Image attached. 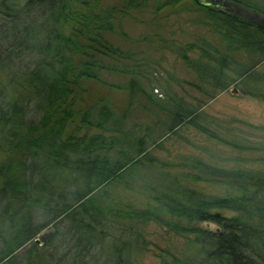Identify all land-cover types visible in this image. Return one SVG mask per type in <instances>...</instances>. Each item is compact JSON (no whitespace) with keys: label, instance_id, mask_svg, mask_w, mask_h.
Segmentation results:
<instances>
[{"label":"trees","instance_id":"trees-1","mask_svg":"<svg viewBox=\"0 0 264 264\" xmlns=\"http://www.w3.org/2000/svg\"><path fill=\"white\" fill-rule=\"evenodd\" d=\"M183 1L166 0L159 10ZM189 1L205 15L221 48L205 41L174 52L216 88L224 90L233 75L230 80H240L246 95L264 101V74L256 72L264 62V28L229 6ZM150 7V0H0V73L6 78L0 86V153L7 156L0 165V264H17L15 253L47 226L34 225L38 211L52 215L51 222H68L86 251L120 231L122 238L111 249L114 264H132L129 250L152 221L195 236L205 254L192 264H264V141L223 139L239 154L237 161L262 164L253 168L219 167L197 157L163 162L148 152L151 129L126 127L128 111L118 112L109 101L81 105L88 83L107 84L103 73L126 74L132 99L139 93L163 113L170 121L168 134L186 124L208 132L198 125L199 111L183 100L156 98L140 87L139 60L108 39L122 30V19ZM195 49L211 64L191 59ZM238 55L258 59L246 65ZM141 168L159 178V187L152 183L145 189L156 207L124 210L102 201L98 192L111 183L138 187ZM189 180L226 187L228 194H203L189 187ZM204 223L219 231L200 228ZM125 234L133 239L124 241ZM12 237L18 242L6 249ZM37 248L35 243L28 252Z\"/></svg>","mask_w":264,"mask_h":264},{"label":"rangeland","instance_id":"rangeland-1","mask_svg":"<svg viewBox=\"0 0 264 264\" xmlns=\"http://www.w3.org/2000/svg\"><path fill=\"white\" fill-rule=\"evenodd\" d=\"M165 1L150 0L151 7L148 10L122 19V30L110 34L108 39L115 46L132 52L134 58L139 60L140 67L137 71L141 74L136 76V79L140 87L150 94L153 93L156 98L167 100L169 97H176L183 100L187 106L199 111L201 117L197 120L198 125L208 132L186 124L168 134L165 125H169L170 121L163 113L154 110L146 97L139 93L132 99L128 89L131 76L126 74L103 73L107 84L88 83L84 88L86 92L81 95L82 107L109 101L118 112L128 111L126 127H134L143 133H147L146 128L151 129L154 140H148V152L163 162L182 164L185 159L197 157L225 168H253L262 165L237 161L239 154L228 147L223 139H241L256 143L264 141V101L246 95L240 80H230L234 77L231 74L224 90L216 88L211 79H201L174 52L175 47H187L195 43L200 45L205 41L215 48H221V43L209 27L205 15L193 10L189 0L159 10V6ZM237 1L254 11L264 13V0ZM189 56L193 60L209 63L198 49L189 52ZM237 59L246 65H253L258 57L238 55ZM256 72L264 74V62L257 67ZM5 82V75L0 73V86ZM70 131H73V128ZM83 133H86V130L79 131V134L77 132L78 135ZM210 134L217 136V139ZM153 141L158 142L157 145L154 146ZM6 159L7 156L0 153V165H3ZM138 175L141 181L139 180V186L134 190L127 188L124 183H111L100 189L98 193L104 195L102 201L110 202L116 208L124 210L130 207L137 210L156 207V203L146 193L149 189L146 186L155 183V187H159L156 186L160 182L159 178L145 168H141ZM186 184L210 196H225L229 190L226 187L194 183L190 180L186 181ZM164 217L178 223L166 215ZM51 221L52 215L40 211L35 213L34 225L47 226L32 242L15 253L19 259L17 264H25L29 259L32 264H114L111 249L113 244L122 238L120 231L107 235L103 241L96 240V245L86 251L78 245L76 235L70 231L68 222L64 219L60 222ZM125 223L128 224V221ZM199 227L211 231L218 229V226L206 223L200 224ZM142 231L143 238L129 250L132 264H192L204 258L203 248L193 235L176 234L155 221L142 226ZM49 234H52L49 239L40 245L36 244L37 251L28 252L36 239ZM132 239L133 236L125 234L124 241ZM17 242L18 238L12 237L6 244V249L13 247Z\"/></svg>","mask_w":264,"mask_h":264},{"label":"water","instance_id":"water-1","mask_svg":"<svg viewBox=\"0 0 264 264\" xmlns=\"http://www.w3.org/2000/svg\"><path fill=\"white\" fill-rule=\"evenodd\" d=\"M209 1L218 3L220 5L222 4V5L229 6L233 9V11L235 12V14L238 17H240V18H242V19H244V20H246V21H248L254 25H257V26L264 28V14H262V13L254 11V10H252V9H250V8L244 6V5H242L236 1H233V0H209ZM206 224L215 225L212 223H206ZM216 231H219V228ZM51 236H52V234H49L46 236H40L39 239L35 240V243L40 245L42 242H45Z\"/></svg>","mask_w":264,"mask_h":264}]
</instances>
